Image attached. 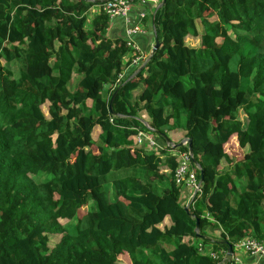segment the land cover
<instances>
[{"label":"trees","instance_id":"obj_1","mask_svg":"<svg viewBox=\"0 0 264 264\" xmlns=\"http://www.w3.org/2000/svg\"><path fill=\"white\" fill-rule=\"evenodd\" d=\"M104 1L0 0V264H230L227 245L264 237V0H160L154 49L118 80L137 50L106 35ZM180 116L201 176L185 204L188 142L133 140Z\"/></svg>","mask_w":264,"mask_h":264},{"label":"built area","instance_id":"obj_2","mask_svg":"<svg viewBox=\"0 0 264 264\" xmlns=\"http://www.w3.org/2000/svg\"><path fill=\"white\" fill-rule=\"evenodd\" d=\"M143 0H139L142 2ZM131 5L129 0H105L102 3L101 9L108 15L109 18L114 16H125L128 11V7ZM143 11L138 12L139 16L143 15ZM142 30L137 24H132L126 27V45L132 47L136 50L135 44L132 42L131 35L141 32ZM146 59V58H145ZM141 56L135 55L131 58L133 64L142 65L145 60ZM121 77L119 74L118 80ZM144 125L151 129L146 121H143ZM148 132V131H147ZM144 132L142 130H137L134 134L133 140L138 144L153 145L155 143L154 139L151 137L150 133ZM181 144H186V138L181 139ZM172 144V143H169ZM173 177L176 183H184L191 189V194L199 190L200 181L196 178L195 170L191 165V152L187 149L186 151H181L178 153V162L173 172ZM236 247L248 254H260L264 256V237L255 238L253 236H244L240 238L236 243ZM197 249L201 253H205L211 257H215V253L210 249L204 247L200 242L197 243ZM230 264H243L239 256L232 255L230 257Z\"/></svg>","mask_w":264,"mask_h":264},{"label":"crops","instance_id":"obj_3","mask_svg":"<svg viewBox=\"0 0 264 264\" xmlns=\"http://www.w3.org/2000/svg\"><path fill=\"white\" fill-rule=\"evenodd\" d=\"M159 2L160 0H143L139 3L138 0V3L136 2L129 5L127 14L125 16H114L110 18L106 29V35L109 37L122 36L124 39H127L126 27L132 24H137L142 31L131 35V39L136 46L137 53L141 56L142 59H145L149 55L155 42V35L152 25V12ZM97 9L98 5H92L90 7V12L94 13ZM140 11L144 12L142 16L138 15V12ZM129 55L131 57V54H127L123 57V60H128ZM139 66L140 65L130 62L129 58V62L126 64L124 70L122 71L121 77H124L129 73L130 75H132L137 67L139 68ZM178 202L181 203L179 200ZM183 203L185 204L187 203V201ZM166 217L168 216H164L162 221L157 224L159 228H163L170 222L169 218L167 220ZM202 230L204 234L210 238H217L219 232V229L217 227H213L211 225L203 226ZM196 241L199 242L200 240L197 239ZM205 245H208L207 248H210L209 243H205ZM231 254L239 256L243 264H264V256L260 254H248L243 250L238 249L236 247V244Z\"/></svg>","mask_w":264,"mask_h":264},{"label":"rangeland","instance_id":"obj_4","mask_svg":"<svg viewBox=\"0 0 264 264\" xmlns=\"http://www.w3.org/2000/svg\"><path fill=\"white\" fill-rule=\"evenodd\" d=\"M97 5V4H93ZM91 17L90 11L88 14V19ZM190 45H195L198 42V38H193L189 40ZM135 55H138L135 54ZM133 55V56H135ZM132 56V57H133ZM1 63H4L5 61L3 59H0ZM17 62L15 60H12L8 62V66L12 70L13 74L17 72ZM234 64V58H231L230 65ZM42 109L45 111L46 104L44 103L42 106ZM138 117L141 119H148L147 113H145L144 110H141L138 112ZM183 116H180L179 121H177L174 124H166L163 126L162 132H151L150 135L154 139L155 143L153 145H147V144H141L145 148H150L153 150L159 149L161 147H166L170 145L169 143H178L180 140L184 137L183 136ZM99 130L98 126L92 125L89 130L88 134L91 136H95L97 131ZM159 147V148H158ZM224 150H226L229 154L232 156H240L242 155L243 150L239 148L236 144V141L233 136H231L228 141L224 144ZM167 153V152H166ZM191 189L187 185H183L180 189V193L178 196V200L183 203L186 202L190 197ZM168 220V217H166ZM48 238L51 242H55L61 239V235L59 233H49ZM208 247V245H206ZM114 264H130L129 255L120 254L118 256V263Z\"/></svg>","mask_w":264,"mask_h":264},{"label":"water","instance_id":"obj_5","mask_svg":"<svg viewBox=\"0 0 264 264\" xmlns=\"http://www.w3.org/2000/svg\"><path fill=\"white\" fill-rule=\"evenodd\" d=\"M155 45H156V40H155L154 45H153V47H152L151 50L154 49ZM113 96H114V93H112V95L110 96V98H109V100H108V108L111 107V101H112ZM184 138H186V141L188 142L187 149L190 151L189 138H187V137H184ZM180 143H182L181 140H180V142H178V144H180ZM190 152H191V151H190ZM199 181H201V176L199 177ZM186 208H187V206L184 205V209H185V210H186ZM195 227H197V220H195ZM223 241H225V240H223ZM231 253H232L231 246H230V245H227L226 250H225V252H224V256H225L227 259H230V257H231Z\"/></svg>","mask_w":264,"mask_h":264}]
</instances>
